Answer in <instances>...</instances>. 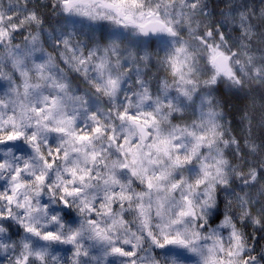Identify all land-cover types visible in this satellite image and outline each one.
<instances>
[{"label":"clouds","instance_id":"9594fccd","mask_svg":"<svg viewBox=\"0 0 264 264\" xmlns=\"http://www.w3.org/2000/svg\"><path fill=\"white\" fill-rule=\"evenodd\" d=\"M0 264H264V0H0Z\"/></svg>","mask_w":264,"mask_h":264}]
</instances>
